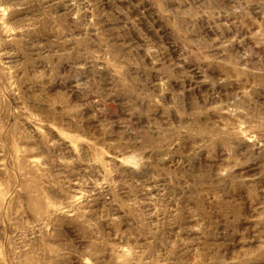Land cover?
<instances>
[{
    "label": "rangeland",
    "instance_id": "1",
    "mask_svg": "<svg viewBox=\"0 0 264 264\" xmlns=\"http://www.w3.org/2000/svg\"><path fill=\"white\" fill-rule=\"evenodd\" d=\"M0 264H264V0H0Z\"/></svg>",
    "mask_w": 264,
    "mask_h": 264
}]
</instances>
